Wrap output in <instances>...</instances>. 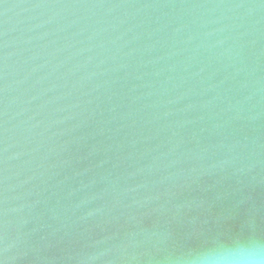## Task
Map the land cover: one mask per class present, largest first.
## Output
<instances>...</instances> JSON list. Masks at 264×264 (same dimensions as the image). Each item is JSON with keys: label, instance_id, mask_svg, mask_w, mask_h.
<instances>
[{"label": "water", "instance_id": "water-1", "mask_svg": "<svg viewBox=\"0 0 264 264\" xmlns=\"http://www.w3.org/2000/svg\"><path fill=\"white\" fill-rule=\"evenodd\" d=\"M264 241V0H0V264H186Z\"/></svg>", "mask_w": 264, "mask_h": 264}, {"label": "clouds", "instance_id": "clouds-1", "mask_svg": "<svg viewBox=\"0 0 264 264\" xmlns=\"http://www.w3.org/2000/svg\"><path fill=\"white\" fill-rule=\"evenodd\" d=\"M186 264H264V241L237 239L193 250Z\"/></svg>", "mask_w": 264, "mask_h": 264}]
</instances>
